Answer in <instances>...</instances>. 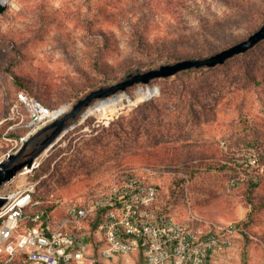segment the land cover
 Returning <instances> with one entry per match:
<instances>
[{
    "label": "rangeland",
    "instance_id": "obj_1",
    "mask_svg": "<svg viewBox=\"0 0 264 264\" xmlns=\"http://www.w3.org/2000/svg\"><path fill=\"white\" fill-rule=\"evenodd\" d=\"M263 21L264 0H12L0 14V159L11 148L4 132L15 139L29 131V117L13 112L17 92L69 109L131 69L210 55ZM180 74L120 92L114 109L88 111L32 174L4 187L39 180L42 193L78 198L124 167L180 165L189 177L195 169L192 209L247 231L231 261L220 264H264V178L251 203L252 177L231 186L233 170L212 168L225 158L223 140L264 144V41L223 65ZM147 88L153 96L139 92ZM160 181L169 205L184 214L183 204L176 206L183 182L167 174Z\"/></svg>",
    "mask_w": 264,
    "mask_h": 264
},
{
    "label": "built area",
    "instance_id": "obj_2",
    "mask_svg": "<svg viewBox=\"0 0 264 264\" xmlns=\"http://www.w3.org/2000/svg\"><path fill=\"white\" fill-rule=\"evenodd\" d=\"M5 1V0H1ZM12 0H7L8 6ZM150 94V96H153ZM21 90L13 112L29 117V131L2 140L18 150L41 127L65 111ZM63 110V111H62ZM3 122H0V125ZM15 126L8 127L13 129ZM222 160L240 179L264 173V144L231 146L221 142ZM15 149V150H14ZM2 159H0L1 161ZM195 163L197 160L194 161ZM25 168L30 175L39 167ZM180 165L142 164L117 169L108 183L82 197L42 193L40 181L22 188H2L6 203L0 207V264H220L233 258L246 229L197 214L191 205V179ZM183 178L176 212L164 197L160 178Z\"/></svg>",
    "mask_w": 264,
    "mask_h": 264
},
{
    "label": "water",
    "instance_id": "obj_3",
    "mask_svg": "<svg viewBox=\"0 0 264 264\" xmlns=\"http://www.w3.org/2000/svg\"><path fill=\"white\" fill-rule=\"evenodd\" d=\"M8 5L0 0V14ZM264 41V21L262 25L246 38L231 44L210 55L188 57L171 63L144 69L136 67L127 71L120 79L88 91L62 115L41 127L32 134L16 151L9 153L0 161V190L25 168H32L37 159L69 129L76 124L88 110L98 102L110 99L120 92H126L136 85H149L157 79H168L188 70L211 69L225 64L230 59L244 54ZM7 201L0 196V207Z\"/></svg>",
    "mask_w": 264,
    "mask_h": 264
},
{
    "label": "trees",
    "instance_id": "obj_4",
    "mask_svg": "<svg viewBox=\"0 0 264 264\" xmlns=\"http://www.w3.org/2000/svg\"><path fill=\"white\" fill-rule=\"evenodd\" d=\"M198 71H207V69H201V70H198ZM197 70H188V71H185L183 72L182 74H191V73H197L198 72ZM180 74V75H182ZM20 82V87L21 88H24V89H27L26 88V85L22 82V81H19ZM36 96V95H35ZM39 97V96H37ZM40 98V97H39ZM42 99V98H41ZM43 100V99H42ZM44 101V100H43ZM45 103H47L46 101H44ZM48 104V103H47ZM50 105V104H49ZM226 157V155H225ZM220 164H215L214 166H212V168H215V169H218V170H228L230 169V166L225 164L224 162L220 161L219 162ZM197 171L195 169H192L191 172H190V177H193L195 175ZM263 176V177H262ZM264 178V173L262 175H260L258 177V180H253L251 179L249 185H248V193H249V199L251 201V203H253V200L254 198L252 197V195L254 194V191L257 189V187L259 186V183H261V180ZM180 181L183 182L184 179L183 178H180ZM264 207V206H263ZM255 208V207H254ZM253 211V210H252ZM251 215V214H250ZM249 222H243L244 225H248Z\"/></svg>",
    "mask_w": 264,
    "mask_h": 264
},
{
    "label": "bare ground",
    "instance_id": "obj_5",
    "mask_svg": "<svg viewBox=\"0 0 264 264\" xmlns=\"http://www.w3.org/2000/svg\"><path fill=\"white\" fill-rule=\"evenodd\" d=\"M5 1L7 2V0H5ZM5 1H3V2H5ZM139 92H141L144 95H150V94H153V92H155V91L151 90L150 88H147L145 90L141 89ZM122 101H123V93L122 94H119L116 97H112L110 99H107L105 101L98 102L97 104H95L94 106H92L88 111H101L103 109H107V108H110V107L112 109H114ZM65 110H68V107H65L64 108V111ZM35 166H37V162L35 163Z\"/></svg>",
    "mask_w": 264,
    "mask_h": 264
}]
</instances>
